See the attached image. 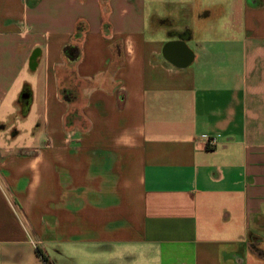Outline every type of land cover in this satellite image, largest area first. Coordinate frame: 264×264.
I'll use <instances>...</instances> for the list:
<instances>
[{
  "label": "crops",
  "instance_id": "crops-1",
  "mask_svg": "<svg viewBox=\"0 0 264 264\" xmlns=\"http://www.w3.org/2000/svg\"><path fill=\"white\" fill-rule=\"evenodd\" d=\"M0 264H264V0H0Z\"/></svg>",
  "mask_w": 264,
  "mask_h": 264
},
{
  "label": "rangeland",
  "instance_id": "rangeland-1",
  "mask_svg": "<svg viewBox=\"0 0 264 264\" xmlns=\"http://www.w3.org/2000/svg\"><path fill=\"white\" fill-rule=\"evenodd\" d=\"M23 76H25V78H27V79H29L30 78V75H29V73H25ZM14 95V94H13ZM13 95H12V97H11V99L13 100ZM15 97V96H14ZM7 109L9 110V107H7ZM34 113H31V114H29V116L26 118V119H24V120H16V125L17 126H19L20 127V125L21 126H23L25 129L26 128H28L30 125H31V123L34 121ZM26 132L25 131H23V134L22 135H20V137L19 138H17V140H15V142H14V144H13V146H11V148L12 149H14V148H16V149H18V148H20V147H22V146H24V145H26L27 144V141H25L26 140Z\"/></svg>",
  "mask_w": 264,
  "mask_h": 264
},
{
  "label": "trees",
  "instance_id": "trees-1",
  "mask_svg": "<svg viewBox=\"0 0 264 264\" xmlns=\"http://www.w3.org/2000/svg\"><path fill=\"white\" fill-rule=\"evenodd\" d=\"M78 36V28H77V32L75 33V37ZM63 54L65 55V57L68 59V61H75L77 60L78 56H79V51L77 50L76 47H72V46H67L63 49ZM37 253L41 256V258L43 259V261L46 263L47 260L46 258L42 255V253L40 252L39 249H37Z\"/></svg>",
  "mask_w": 264,
  "mask_h": 264
},
{
  "label": "water",
  "instance_id": "water-1",
  "mask_svg": "<svg viewBox=\"0 0 264 264\" xmlns=\"http://www.w3.org/2000/svg\"><path fill=\"white\" fill-rule=\"evenodd\" d=\"M19 103L21 105V108L23 112L25 113L28 109L29 103H30V93L27 91V89H24L20 96H19Z\"/></svg>",
  "mask_w": 264,
  "mask_h": 264
},
{
  "label": "built area",
  "instance_id": "built-area-1",
  "mask_svg": "<svg viewBox=\"0 0 264 264\" xmlns=\"http://www.w3.org/2000/svg\"><path fill=\"white\" fill-rule=\"evenodd\" d=\"M206 142H207V145L209 147H213V145L216 143V139L215 138H206Z\"/></svg>",
  "mask_w": 264,
  "mask_h": 264
}]
</instances>
